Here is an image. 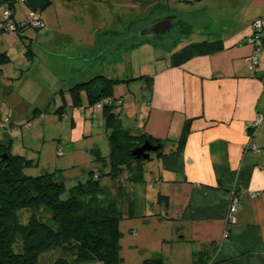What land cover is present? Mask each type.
Masks as SVG:
<instances>
[{
    "label": "crops",
    "instance_id": "obj_1",
    "mask_svg": "<svg viewBox=\"0 0 264 264\" xmlns=\"http://www.w3.org/2000/svg\"><path fill=\"white\" fill-rule=\"evenodd\" d=\"M62 1L65 7L79 0ZM177 2L183 3L186 10L189 4L193 8L192 26L186 21L191 32L186 34L179 28L165 43L151 37L130 44L123 41L122 47L118 44L108 54L105 66L93 67L87 55L96 50L100 30L94 31L83 45L52 43L44 47L40 51L43 58H54L53 65L58 61L63 65L52 67L51 91L58 89L62 97L66 91L71 97L68 105L63 98L64 104L57 112L74 126L73 142L84 137L85 114L89 113L86 109L90 110L83 107L82 94L91 108L90 116L97 112L105 118L107 111L113 112L120 125L132 134L160 140V148L147 159L152 162L150 167L141 164V180H116L109 175L110 185L116 181L117 186L103 185L112 198L122 190L126 192L127 199L133 200L132 215L133 187L144 181L148 187L146 213L169 220L175 228L176 238L171 236V243L176 250L152 257L143 253L134 264H142L145 259H159L164 264H264V0ZM141 3L152 7L150 0ZM160 4L161 9L169 7L161 1ZM198 14H214L212 28H196ZM164 16L167 15L161 17ZM176 16L184 23L182 15ZM257 18L262 20L263 47L253 64L247 60L251 45L246 39L252 32L251 22ZM46 19H42L43 23ZM149 21L152 19L145 25ZM22 29L14 35H21ZM119 48L123 57L115 60L113 54ZM138 56L143 57V62L136 60ZM98 76L102 78L95 79ZM91 79H95L92 86L97 89L103 79L115 81L108 94L121 98V103L95 109L85 87L78 89L79 101L73 99L70 89ZM255 120L258 125L251 133L250 125ZM106 127L109 154L111 129ZM253 145L258 151L252 149ZM91 153L101 156L99 146L94 145ZM233 190L240 193V207L227 223V205ZM251 193L258 195L251 198ZM128 208L124 204L123 212ZM225 228L227 238H223ZM132 234L137 235V231Z\"/></svg>",
    "mask_w": 264,
    "mask_h": 264
},
{
    "label": "rangeland",
    "instance_id": "obj_2",
    "mask_svg": "<svg viewBox=\"0 0 264 264\" xmlns=\"http://www.w3.org/2000/svg\"><path fill=\"white\" fill-rule=\"evenodd\" d=\"M143 1L79 0L65 5V8V1L50 0L46 7L38 10L43 21L45 17L48 18L44 22L45 26L37 29L26 26L27 28L22 29V36L10 34L3 28L2 11L8 8V5L0 3V54H4L7 60L0 64V139L8 137L11 140V153L21 155L32 162L23 168L24 174L37 176L44 168H57L61 170L65 188L68 189L78 182H84L92 169L108 170L105 133L108 134L109 129L103 114L95 112L94 116H90L91 108L87 105L86 96L81 93L84 103L82 106L90 110L86 109L89 113L85 114L87 119L84 137L73 142L71 129L74 126L57 112L64 104L63 98L66 105L72 103L69 92L62 93V97L58 89L54 90V93L51 91L52 67L62 68L63 65L61 61L53 65L54 58H43L40 51L44 47L49 48L52 43L83 45L94 31L100 30L101 34L96 36V50L87 53L90 65L99 68L101 65L105 66V61L109 59L108 54L118 44L122 47L123 41L130 44L143 38L138 33L150 19L154 20L163 15H182L192 26L191 4L186 10L178 0H160L162 4L169 6L161 9L158 0H150L151 8H148V4L141 3ZM12 4L15 22L25 21L30 10L28 5L20 0H13ZM214 22V14L209 17L198 14L195 26L206 31L212 28ZM178 29L179 23L173 25L167 33L144 38L151 37L165 43L167 39L172 40ZM102 54L105 58H102ZM113 55L117 60L123 57V50L119 48ZM136 60L143 62L144 59L138 56ZM139 66L140 64L136 63V68ZM5 118H8L9 122H6ZM27 123L29 126L25 127ZM94 145L99 146L103 160H95L96 154L91 153ZM151 164L149 160H142L143 167L149 168ZM129 175L133 176L135 172L123 171L116 180H125ZM99 182L101 185L112 183L109 175L100 177ZM115 182L110 187H116ZM130 189L132 190V187ZM109 190L112 191L111 188ZM147 192L148 187L146 189L144 181L133 187V213L124 215L119 222V256L124 263L139 262L143 253L152 257L160 253L171 254L177 249L171 243L172 237L176 238L172 223L146 213ZM124 204L121 201L120 208L123 209ZM132 231H137V235L134 236ZM52 252L54 251L43 253L39 261H53V258L59 256L57 254L61 255V252Z\"/></svg>",
    "mask_w": 264,
    "mask_h": 264
},
{
    "label": "trees",
    "instance_id": "obj_3",
    "mask_svg": "<svg viewBox=\"0 0 264 264\" xmlns=\"http://www.w3.org/2000/svg\"><path fill=\"white\" fill-rule=\"evenodd\" d=\"M12 2L7 5L14 12ZM176 18L175 25L179 23L181 32H191L186 21L183 23V19ZM4 61H7L6 56L0 54V64ZM95 79L74 85L70 89L73 99L79 101L81 87L86 88L88 100L93 104L109 95L115 81L103 79V85L97 89L92 86ZM105 121L111 129L108 171H90L84 182L68 189L59 169L43 171L37 176L24 174L23 168L32 162L11 153L8 137L0 139V264H124L119 257V222L124 215H131L133 200L124 198L123 190L117 197H110L99 179L104 175L115 178L123 171H138V175L128 176L132 182H138L142 159H136L131 154L132 149L144 141L159 144L160 140L132 134L120 125L113 112H106ZM96 157L103 160L99 154ZM95 173L97 178H94ZM121 201L128 204L126 212L119 207ZM51 250L61 255L57 254L53 261L40 262L39 257ZM142 264L164 263L159 259H145Z\"/></svg>",
    "mask_w": 264,
    "mask_h": 264
},
{
    "label": "built area",
    "instance_id": "obj_4",
    "mask_svg": "<svg viewBox=\"0 0 264 264\" xmlns=\"http://www.w3.org/2000/svg\"><path fill=\"white\" fill-rule=\"evenodd\" d=\"M24 1V0H20ZM14 12L11 8H5L2 11V26L3 28L10 34H16L18 32V28L30 26L33 28H41L44 26V23L40 17V13L36 10H30L27 18L23 22H15L14 18ZM262 29V20L257 18L254 19L251 22V34L247 37L246 41L248 44L251 45V53L247 57V60L252 62L253 64H256L257 57L263 47V36L261 34ZM121 98H114L111 95H107L102 97L100 100H98L94 104L95 109H102L105 106H114L121 103ZM6 122H9L8 118H5ZM29 125V124H26ZM258 121L255 120L251 123V133H254V129L257 127ZM252 149L254 151H258L257 147L255 145L252 146ZM60 153V152H59ZM98 174H94V178H97ZM258 193H251V198H256ZM240 207V193L239 191H231L230 199L227 205V223L233 219V214L238 210ZM229 236L228 230L225 228L223 231V238H227ZM208 264H214L213 262H210Z\"/></svg>",
    "mask_w": 264,
    "mask_h": 264
},
{
    "label": "water",
    "instance_id": "obj_5",
    "mask_svg": "<svg viewBox=\"0 0 264 264\" xmlns=\"http://www.w3.org/2000/svg\"><path fill=\"white\" fill-rule=\"evenodd\" d=\"M13 0H0L1 3H9ZM30 10L42 9L46 7L50 0H24ZM176 18L175 15L164 16L149 22L141 31L140 34L143 37L160 35L167 33L173 27V20ZM160 148V144H153L149 141H144L140 146L132 149L131 154L136 159L147 160L150 157L151 152H155Z\"/></svg>",
    "mask_w": 264,
    "mask_h": 264
},
{
    "label": "flooded vegetation",
    "instance_id": "obj_6",
    "mask_svg": "<svg viewBox=\"0 0 264 264\" xmlns=\"http://www.w3.org/2000/svg\"><path fill=\"white\" fill-rule=\"evenodd\" d=\"M158 3H160V1H158ZM168 16V15H167ZM173 24L175 25V19L173 20Z\"/></svg>",
    "mask_w": 264,
    "mask_h": 264
}]
</instances>
